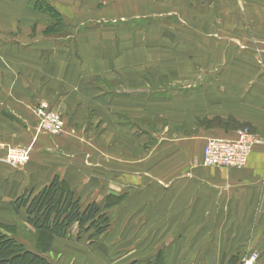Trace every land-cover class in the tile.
Wrapping results in <instances>:
<instances>
[{"label": "crops", "instance_id": "crops-1", "mask_svg": "<svg viewBox=\"0 0 264 264\" xmlns=\"http://www.w3.org/2000/svg\"><path fill=\"white\" fill-rule=\"evenodd\" d=\"M41 104L62 135L37 131ZM244 128V168L203 165ZM56 176L119 226L55 238L49 264H264V0H0V227L34 231L12 203Z\"/></svg>", "mask_w": 264, "mask_h": 264}, {"label": "trees", "instance_id": "trees-1", "mask_svg": "<svg viewBox=\"0 0 264 264\" xmlns=\"http://www.w3.org/2000/svg\"><path fill=\"white\" fill-rule=\"evenodd\" d=\"M12 208L15 214L26 212L28 225L37 233L35 251L10 235L7 227H0V264H49L43 254L50 250L55 238L85 239L94 245L112 225L109 206L83 204L58 176L37 194L25 192Z\"/></svg>", "mask_w": 264, "mask_h": 264}, {"label": "built area", "instance_id": "built-area-1", "mask_svg": "<svg viewBox=\"0 0 264 264\" xmlns=\"http://www.w3.org/2000/svg\"><path fill=\"white\" fill-rule=\"evenodd\" d=\"M37 131L49 136H60L65 132L64 119L46 104L36 108ZM259 142L249 128L240 130L235 139H210L203 149V165L212 168L242 169ZM31 158V148H8L4 162L14 168L24 167ZM256 255H251L244 264H252Z\"/></svg>", "mask_w": 264, "mask_h": 264}, {"label": "rangeland", "instance_id": "rangeland-1", "mask_svg": "<svg viewBox=\"0 0 264 264\" xmlns=\"http://www.w3.org/2000/svg\"><path fill=\"white\" fill-rule=\"evenodd\" d=\"M156 82L157 81L155 79H153V86L154 87L157 86ZM164 90H165V88H164ZM82 202H83V204H86V201L83 200ZM110 217H111V222H112L110 230L112 231L113 229H116L119 226V224L116 223L117 220L115 217L114 218L112 217V214L110 215ZM21 226L22 225L17 224L15 226L8 228L6 231L10 235H12V236L16 235L17 237L22 239L24 243H26L27 245H30V248H34L36 245V239H37L36 238V235H37L36 231L34 229H33L34 231H29L28 229L20 228ZM108 233L109 232H107L106 234H108ZM106 237H107V235L100 238L97 241V243L92 245V246L93 247L100 246L103 242V239ZM72 240H74V239H72ZM129 242H132V240ZM164 257H165L164 251L159 250L157 252L152 253V255L149 258H146L147 260L143 261L142 259H140L137 262H134L133 264H164Z\"/></svg>", "mask_w": 264, "mask_h": 264}]
</instances>
